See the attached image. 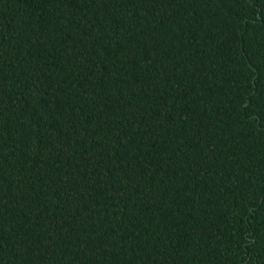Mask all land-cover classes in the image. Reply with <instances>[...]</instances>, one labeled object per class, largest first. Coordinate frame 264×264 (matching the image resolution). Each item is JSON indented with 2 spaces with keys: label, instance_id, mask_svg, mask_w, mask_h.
Instances as JSON below:
<instances>
[{
  "label": "trees",
  "instance_id": "trees-1",
  "mask_svg": "<svg viewBox=\"0 0 264 264\" xmlns=\"http://www.w3.org/2000/svg\"><path fill=\"white\" fill-rule=\"evenodd\" d=\"M0 264H264V0H0Z\"/></svg>",
  "mask_w": 264,
  "mask_h": 264
}]
</instances>
